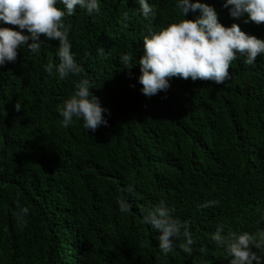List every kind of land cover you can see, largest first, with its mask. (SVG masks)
<instances>
[{
  "label": "trees",
  "instance_id": "obj_1",
  "mask_svg": "<svg viewBox=\"0 0 264 264\" xmlns=\"http://www.w3.org/2000/svg\"><path fill=\"white\" fill-rule=\"evenodd\" d=\"M201 2L225 26L264 39V22L230 17L224 0ZM148 3L149 18L137 0H100L99 14L77 7L62 17L77 75L44 71L49 59L58 62L59 46L44 34L38 54L22 47L0 66V264H200L202 257L228 264L210 238L218 224L224 233L264 229V53L253 65L238 54L223 83L174 76L166 91L146 97L139 65L124 67L120 57L136 63L150 29L182 18L176 0ZM81 78L108 110L107 124L94 131L79 120L62 127L57 111ZM118 197L130 203L128 213L119 212ZM160 200L186 222L191 253L178 246L182 236L172 253L158 249L159 233L142 210ZM210 200L217 203L202 206ZM17 204L29 209L23 227L13 216Z\"/></svg>",
  "mask_w": 264,
  "mask_h": 264
},
{
  "label": "clouds",
  "instance_id": "obj_2",
  "mask_svg": "<svg viewBox=\"0 0 264 264\" xmlns=\"http://www.w3.org/2000/svg\"><path fill=\"white\" fill-rule=\"evenodd\" d=\"M58 3L63 8L57 7ZM137 3L142 16L149 18L154 15L148 0H137ZM175 6L182 18L159 30L150 29L142 38L143 52L136 63H131L132 56L128 53L120 57L124 67L139 65L140 75L137 80L142 85L141 93L146 97L158 91H166L169 79L174 76L193 81L202 79L223 83L230 78V64L238 54L244 57L245 64L253 65L257 55L264 53V39L245 33L236 23L225 26L218 20L213 6L201 0H176ZM77 7L89 15L101 12L100 0H0V24L18 26H0V66L14 61L17 49L22 47L38 54L42 47L40 34H44L48 39L59 41V46L55 48L58 62L49 59L43 65L44 71L60 79L79 74L81 66L71 51L68 26L62 20V17L71 15ZM222 7L228 8L230 17L239 18L246 14L252 22H264V0H224ZM190 10H199V15L195 19L186 18ZM92 87L87 78L74 82L72 94L57 108L62 118V127H70L74 120L82 121L86 130L93 131L107 124L102 113L108 110L101 106L98 98L90 91ZM15 108L20 110L21 106L16 104ZM124 191L131 192L132 187L128 186ZM215 203L217 201L210 200L202 206ZM116 204L122 214L131 209L130 203L123 198L118 197ZM142 212L143 222L159 233L157 247L162 254L172 253L174 241L181 236L184 241L178 246L184 252L191 253L193 239L186 222L175 218L164 200ZM28 215L29 209L17 204L13 216L21 227L27 223ZM210 238L230 257L228 264H253V261L261 264L264 261V229L252 233H224V225L221 223L210 234ZM253 247L259 250V255L252 250ZM200 264L208 262L202 257Z\"/></svg>",
  "mask_w": 264,
  "mask_h": 264
}]
</instances>
